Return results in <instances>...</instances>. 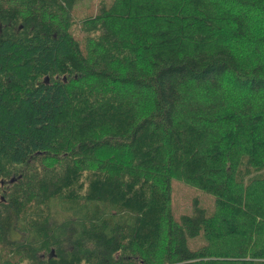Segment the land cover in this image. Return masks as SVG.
I'll return each instance as SVG.
<instances>
[{"label": "trees", "instance_id": "trees-1", "mask_svg": "<svg viewBox=\"0 0 264 264\" xmlns=\"http://www.w3.org/2000/svg\"><path fill=\"white\" fill-rule=\"evenodd\" d=\"M176 80L218 113L174 120ZM255 181L264 0H0V264H264Z\"/></svg>", "mask_w": 264, "mask_h": 264}, {"label": "rangeland", "instance_id": "rangeland-1", "mask_svg": "<svg viewBox=\"0 0 264 264\" xmlns=\"http://www.w3.org/2000/svg\"><path fill=\"white\" fill-rule=\"evenodd\" d=\"M98 2V0H97ZM94 12L92 11H84L79 9L76 13H73L74 19H80L85 14L92 15ZM182 80H176L172 83V90L170 95L173 99L175 105V114L174 120L184 122L190 120L192 112L195 110H201L204 112L210 113H218L215 108H210V103H212L210 94L208 91L201 92L200 89H197L195 86H190L188 84H184ZM108 154V153H104ZM111 156V154H108ZM108 155H101L102 158H107ZM97 164V161L95 162ZM94 164V165H95ZM14 180V179H11ZM247 201L259 202L262 203V208H264V181L262 182H253L245 189ZM170 206L171 213L175 219H179V217L185 213H189L191 210V204L194 199L199 201L202 205H205L207 209V216L210 217L212 212L215 210V205L213 203V197H210L203 192L196 191L192 189V187L184 184L179 180H175L171 184L170 191ZM264 211V209H263ZM205 244V239L203 235H199L195 240L190 241V246L193 250H198L203 247Z\"/></svg>", "mask_w": 264, "mask_h": 264}, {"label": "water", "instance_id": "water-1", "mask_svg": "<svg viewBox=\"0 0 264 264\" xmlns=\"http://www.w3.org/2000/svg\"><path fill=\"white\" fill-rule=\"evenodd\" d=\"M13 181V180H12Z\"/></svg>", "mask_w": 264, "mask_h": 264}]
</instances>
